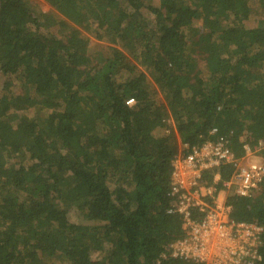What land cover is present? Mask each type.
Listing matches in <instances>:
<instances>
[{
	"label": "trees",
	"instance_id": "16d2710c",
	"mask_svg": "<svg viewBox=\"0 0 264 264\" xmlns=\"http://www.w3.org/2000/svg\"><path fill=\"white\" fill-rule=\"evenodd\" d=\"M45 1L0 0V264H193L169 253L172 161L216 129L264 164V23L249 0ZM227 204L264 230V179Z\"/></svg>",
	"mask_w": 264,
	"mask_h": 264
},
{
	"label": "built area",
	"instance_id": "2783aa9c",
	"mask_svg": "<svg viewBox=\"0 0 264 264\" xmlns=\"http://www.w3.org/2000/svg\"><path fill=\"white\" fill-rule=\"evenodd\" d=\"M211 135L214 141L172 161L170 194L175 203L169 213L182 218L185 235L170 245V257L193 264H257L264 230L231 220L227 197L230 193L252 197L264 179V164L244 165L226 137L216 129ZM245 151L250 148L245 146ZM223 164L234 170L228 180L216 173L212 180L205 178Z\"/></svg>",
	"mask_w": 264,
	"mask_h": 264
},
{
	"label": "rangeland",
	"instance_id": "374dc122",
	"mask_svg": "<svg viewBox=\"0 0 264 264\" xmlns=\"http://www.w3.org/2000/svg\"><path fill=\"white\" fill-rule=\"evenodd\" d=\"M30 5L34 8H36L37 10H40L42 13H45V14H48V15H51V13H54L55 15H57V12L55 11V9L45 0H28ZM249 3L251 4V20H249V27H254L256 25V23L258 21H260L261 23L263 22L264 23V9L260 6L259 2L257 0H249ZM146 17L147 19H149L150 21H153V18L154 16L153 15H150L148 13H146ZM62 36V35H61ZM92 39L93 37L91 35H89ZM104 44H107L105 45V48L106 49H103L102 50V53L101 54H98V56H96V60H95V64L98 63V62H102L106 57L109 56V54L111 53L110 52V49H108V47H111V45L109 46V44L107 42H103ZM124 52V51H123ZM127 57H129L130 59H132L133 55H130L129 53L127 52H124ZM134 63L135 65L137 66V68L144 72L147 77H148V80L149 82L156 88L157 90V87L156 85L154 84V81H153V77L150 75V71L148 69H146L142 64L139 63V61L137 60H134ZM200 63V66H203V62L202 60L199 61ZM5 82L6 80L4 78H1L0 79V87L2 88V91H3V87H5ZM0 88V89H1ZM11 90L14 92V93H18L20 90L18 88V85H14ZM158 91V90H157ZM159 98L161 100H163V97H164V94L163 92H159ZM167 126L170 127V129H173L172 127H174V123L172 120H168L167 121ZM261 147H262V144L258 147H254V148H250V152L249 153H245L243 158V164L244 165H252V164H256V163H263V160H262V157L260 155V151H261ZM187 149V146H183L181 145L180 146V152H184L186 151ZM110 185L112 188L115 187V184L114 182H110Z\"/></svg>",
	"mask_w": 264,
	"mask_h": 264
}]
</instances>
